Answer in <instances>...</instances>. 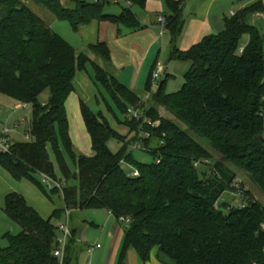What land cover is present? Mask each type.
Returning a JSON list of instances; mask_svg holds the SVG:
<instances>
[{"label": "trees", "instance_id": "trees-1", "mask_svg": "<svg viewBox=\"0 0 264 264\" xmlns=\"http://www.w3.org/2000/svg\"><path fill=\"white\" fill-rule=\"evenodd\" d=\"M33 1L59 20L68 21L74 31L94 20L107 21L117 25L119 36L142 27L136 10H144L147 3L72 0L68 7L63 0ZM184 1L167 0L171 15L165 18L171 59L191 63L185 83L179 91L168 93V75L151 100L143 101L107 71V65H113L104 41L89 46L97 59L92 61L85 54L78 55L23 0H0V94L32 108L31 140L16 141L10 153H0V166L16 180L37 184L52 202L56 196L63 202L52 218L45 219L24 195L7 194L4 213L20 231L5 235L7 245L0 244V264H56L53 252L58 234L52 219L60 218L66 210L71 215L85 209H106L117 219H131L122 257L133 248L147 262L157 249L162 264H264V203L252 196L247 182L250 189L236 197L238 207L229 204L226 213L219 204L225 191H235V180L241 174L264 199V32L252 23L255 16L264 14V3L250 2L224 18L220 34L181 51L178 41L186 21ZM113 4L121 7L120 13L106 12ZM88 64L99 94L106 92L120 112L128 114L131 106L145 109L142 120L126 119L123 124L138 138L143 130L150 132L142 142L154 162L137 161L129 150L137 136L130 140L120 134L83 100L80 111L93 155L75 154L66 102L75 90L78 71L86 70ZM152 84L153 79L148 92ZM47 89L48 101L41 103L39 96ZM158 106L203 142L165 118ZM145 119L158 121L159 126H149ZM112 139L121 145L117 152L109 147ZM50 149L65 187L47 193L42 175L59 180ZM196 161H201L199 167H195ZM126 165L137 169L139 176L131 175L134 170L126 171ZM246 184L241 189L247 188ZM64 264H78L73 230Z\"/></svg>", "mask_w": 264, "mask_h": 264}, {"label": "crops", "instance_id": "crops-1", "mask_svg": "<svg viewBox=\"0 0 264 264\" xmlns=\"http://www.w3.org/2000/svg\"><path fill=\"white\" fill-rule=\"evenodd\" d=\"M229 1H231L229 3L231 4L230 7L225 0H185L182 4V10L186 21L184 31L178 41V48L181 51H187L193 45L201 42L205 37L222 32L224 30L225 17H231L233 13L235 14L238 10L255 0ZM262 1L264 3V0ZM137 15L141 20L142 27L136 31L125 32V34H127L126 36H118V27L116 24L97 20L80 27L77 32L84 38V43H86V48L89 51L90 45L96 44L99 41H104L111 51L112 65L115 70V75L123 84L136 92L141 99H149L151 94L155 93L158 88L157 84H152L151 91H147L148 85L150 84V81H152L153 72L158 63L163 66L162 75H171L169 80H174L179 76L185 75L189 70L191 63L189 61L171 59L172 46L170 32L167 29L166 31H163L159 23V16L169 17L171 15L167 0H147L145 9L141 10ZM257 18H262L263 20L264 14L257 15L253 19L255 20ZM77 54L85 53L77 52ZM165 54L166 56L163 58V55ZM85 55H87L92 61H97L96 57H93L91 53ZM84 71H87V69L78 71L74 79L75 90L70 95V97L73 94L76 96V99L74 100L79 104V111L81 100H83L88 106L92 103L87 90V79L85 76L81 75ZM88 74L87 78L93 83L94 79L92 80V78L94 71L92 76L90 74L89 76ZM82 95H85L88 98H83ZM3 100L5 103L3 106L0 104V120L2 122L14 124L19 117L15 115L17 110L15 107L17 104L8 98ZM75 101L73 103H75ZM67 102L66 108L68 113ZM8 113L10 114L7 116ZM127 128L129 129V127ZM79 131L85 133L91 143L85 124ZM69 132L73 136L72 129H69ZM16 135H19V132L13 133V139L19 141L17 140ZM110 141L109 147L111 143ZM120 147L121 145L119 144L117 150L113 151L111 148L110 149L113 152H117ZM10 176V173L0 166V187L5 186L4 199L10 192L17 191L13 186V180L11 179L13 177ZM22 195H24L29 205L35 208L45 219L52 218L54 211L63 206L62 202V204L57 207V204L52 202L47 195V197L45 195L43 197L40 194H29L28 191H22ZM4 205V202L3 204H0L1 217L6 216L3 210ZM96 211L104 213L102 215H97L95 213ZM70 216V227L74 232L75 243L77 245L78 264H162L157 258V249L152 252L151 257L147 262H143L133 248L128 249L122 257L121 254L126 236L127 224L119 222L118 219L108 210H77L71 212ZM73 216L75 217L74 220ZM64 218L63 213L60 218H53L52 221L55 219L59 223ZM99 219L102 222H100ZM6 222L7 226L12 229L13 225L10 223L12 221L8 219ZM92 230H95L97 233L93 234ZM89 243H100L102 246L95 250L93 255H90L87 252Z\"/></svg>", "mask_w": 264, "mask_h": 264}, {"label": "rangeland", "instance_id": "rangeland-1", "mask_svg": "<svg viewBox=\"0 0 264 264\" xmlns=\"http://www.w3.org/2000/svg\"><path fill=\"white\" fill-rule=\"evenodd\" d=\"M23 1L36 14H38L48 24V26H50L52 28L53 31H55L56 33H58L67 42H69L70 44H72L75 47V49H76V51L78 53H85V54L91 53L93 55V57H95V54L91 50H90L91 51L90 52L86 48V43H84L85 41H84V38L82 37V35L80 33H78L77 31H74L71 28V26H70V24H69L68 21L59 20L58 18L55 17V15L53 13L49 12L42 5L37 4L33 0H23ZM86 1L91 2V3L92 2H95V0H86ZM225 1L227 2V4H229L231 2L229 0H225ZM63 3H64L65 6H68V7L73 5L72 4L73 3L72 0H63ZM230 5L231 4H229V7H230ZM105 10L108 13H115L116 14V13H120L121 12V7L119 5L113 4V5L109 6V7L107 6ZM140 11L141 10H138V9L136 10L137 13H140ZM253 22L258 27H260V29L263 30V32H264V19L263 20H262V18H257L255 20L253 19ZM218 34H220V32L219 33H216L215 35H218ZM126 35L127 34L124 33V36H126ZM164 56H166V54L163 55V58H164ZM162 63H163V61H162ZM87 71L82 72L81 75L85 76L86 79H87V83H88L87 90H88L89 96L91 97V100H92V101L90 100L92 102L91 105H90L92 111L95 112V113H97V114L102 113V115L105 116L108 119L110 125L116 131H118L121 134L127 132L126 134H123V135H127L130 140L131 139H134L137 136V133L136 132L130 133V130L126 127L125 124H123L126 119H128V121H131L132 118H130V116L128 114H123L122 112H120L117 109V107L114 105V103L110 100V98H109V96H108V94L106 92L103 91L102 95L99 94V92H98V86L96 85V82L93 80L94 78H92L93 83H91V80L89 78H87V74L88 73L91 76L93 75V68H92L91 64L88 65ZM107 71L110 74L115 75L114 68L109 67L108 65H107ZM166 77H167L166 74H163L159 78L157 85H159V83L161 81H164L166 79ZM184 83H185L184 75L177 77V79L169 80L168 85H167V92L168 93H174V92L179 91L183 87V84ZM96 86H97V88H96ZM91 89H92V92H91ZM49 96H50V92L47 89V90L43 91L40 94L39 101L41 103H47ZM82 96H83V98H88L85 95H82ZM3 99H7V97H5V96H3V95L0 94V104H1V106H3L4 103H5ZM74 99H76V96L73 94L70 97V99L68 100V102H67L69 124L71 126L70 129H72V134L74 136V138H73V136L69 132V134L72 136L71 139H72V143H73V150H74V152H75V154L77 156H90V155L93 154V149H92L91 143H90L89 139L87 138V136L85 135V133L79 131L80 128H82V126L84 127V124H83V121H82V118H81V114H80V111H79V104ZM106 100L108 101V103H107ZM142 100L143 101H146L147 99L145 98V99H142ZM150 100H151V98H150ZM150 100H148V101H150ZM74 101H75V103H73ZM110 106H111L112 110H109L110 109ZM130 108L131 109H135L132 106ZM158 109H159V112L165 118H167L169 120H172V121H175L176 123L180 124V126L183 129H185L186 131H188L198 141L203 142L200 138L196 137L193 134V132H191L189 130V128L185 124H183L182 122H180L176 118L169 116V114L165 111V109L163 107L158 106ZM26 112H27V117H28V123L26 124L25 127H21L19 129V131H18L19 132V135H16V138L19 141H25L26 140L25 131H29L30 130V121H31V118H32V108L29 107V109ZM139 112L141 113V116L140 117L144 116V111H143L142 107H139ZM9 114L10 113H8L7 116ZM22 114H23V111L16 110V113H15L16 116H21ZM8 125H10V127H12L13 124L12 123H9ZM143 138H145V137H143ZM137 141H138V136H137L136 141H134L133 144L129 148V150L132 152L134 158L137 161L141 162V163H148L149 164V163L154 162V157L151 156L150 154L145 153L143 148H139V149L135 148V145H136V142ZM110 142H111L110 143V148L113 151H115V150H117L119 148V144L120 143L117 140L112 139ZM139 143H141V145H143V142L140 141ZM205 146L214 155H216V152L211 147H209L206 143H205ZM62 149H63L65 158H66V160H67V162H68L71 170H74V165H73V162H72L71 158L69 157L68 153L65 152V150H64L63 147H62ZM50 155H51L52 160L55 163L56 174L58 176V179L59 180H62L63 179L62 172L59 169V166H58L57 161H56V157H55V155H54V153H53V151L51 149H50ZM125 169H126V171H133L134 170V167H132L130 165H126V168ZM240 176L235 180V184H234L235 188L238 189V191H236V189H235V191L233 189H228L219 198V204L221 205L223 212H226L227 213L229 211V209L227 207V205H229V204L233 205L234 207H238L240 205L239 202L237 201V198L236 197H239V195H238L240 193L239 190L247 182H248V185H250L251 188H252V196L255 197V198H257V199H259L261 202L264 203V199L261 197V195L259 194V192L255 189V186L254 187L252 186V184L249 182L248 178L244 177L242 174ZM11 179L13 180V186L17 190L16 192H18L20 194H22V191L23 192L24 191H26V192L28 191L29 194H33L34 193L36 195L37 194H40L43 197H44V195L46 196L45 192L39 186H37V184H35L34 182H31L30 180H27V179L16 180V179H13V178H11ZM248 185H247V188H246V186L243 187V188L246 189V190H248V188L250 189V186H248ZM4 187L5 186L0 187V204H3V202L5 203V199H4ZM46 192L49 193L50 192L49 189H47ZM235 193H237V194H235ZM54 203L57 204V207H59L60 204H62V201L59 198V196L54 197ZM95 213L97 215H102L104 212H97L96 211ZM0 219H1L0 220V244L2 246H6L7 245V240L5 239V235L7 233L17 234V233H19V228H18V226L16 224H14L13 222H10L11 225H13L12 229H10L11 227H8L7 226V222H6V221H8V219L6 218V216L1 217V212H0ZM74 219H75V217L73 216V220ZM73 220H72V222H73ZM62 221H64V219ZM99 221L102 222L100 219H99ZM52 222L55 225H58V224L61 223V222L58 223L57 220H55V219ZM92 233L93 234H96L97 232L95 230H92Z\"/></svg>", "mask_w": 264, "mask_h": 264}, {"label": "built area", "instance_id": "built-area-1", "mask_svg": "<svg viewBox=\"0 0 264 264\" xmlns=\"http://www.w3.org/2000/svg\"><path fill=\"white\" fill-rule=\"evenodd\" d=\"M103 0H95V2H100ZM112 2H117L118 0H110ZM234 15V13H233ZM159 23L161 25V28L163 31H166L167 29V25H166V18L164 16H159ZM243 50V48H241V51ZM163 72V66L158 63L156 70L153 72L152 75V79H153V84H157L159 78L161 77V74ZM147 99V98H146ZM29 107H31L29 104L26 103H19L16 105L15 109L17 110H21L24 113L19 116L16 119V122L12 125V127H10V125H8L9 123L7 122H2L0 120V153H10L11 151V147L15 144L16 140L13 139V133L14 132H18L19 129L21 127H25L26 124L28 123V117H27V113L26 111L29 109ZM143 109V108H142ZM143 111H145V109H143ZM128 115L130 116V118H140V120H142L143 118H141V113L139 112V107L136 109H131L129 108L128 110ZM145 123L148 124L149 126L152 127H157L159 126V122H152L150 119H145ZM150 136V132L143 130L140 133V136L138 138V141L136 142L135 148L139 149V148H143V145H141V143H139L140 141L142 142L143 137H149ZM25 137L26 140L25 141H29L31 140V135L29 133V131L25 132ZM144 149V148H143ZM206 163H208V160H204ZM201 164V161H196L195 162V167H199ZM132 176H139V171L137 169H135L132 173ZM42 181L43 183L47 186V188L49 190H54V189H59L60 191H63L64 187H65V181L62 180H57V179H53L47 175H42ZM244 190L246 189H240L239 190V194L244 192ZM64 221H62L60 224L57 225L56 231H57V247L53 252L54 257L57 260L56 264H64V258H65V252L67 249V243L68 240L72 237V230L69 224V219H70V211L66 210L64 213ZM119 222L124 223L129 225L131 223V219L128 217H121L118 219ZM101 244L100 243H89L88 247H87V252L90 255H93V253L95 252V250L101 248Z\"/></svg>", "mask_w": 264, "mask_h": 264}]
</instances>
